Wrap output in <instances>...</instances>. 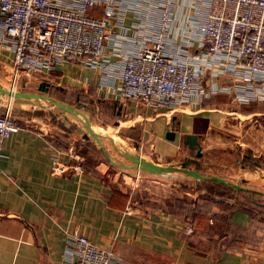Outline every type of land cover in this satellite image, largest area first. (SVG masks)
I'll use <instances>...</instances> for the list:
<instances>
[{"label": "crops", "instance_id": "crops-1", "mask_svg": "<svg viewBox=\"0 0 264 264\" xmlns=\"http://www.w3.org/2000/svg\"><path fill=\"white\" fill-rule=\"evenodd\" d=\"M102 10L95 5L88 12L101 18ZM133 22V12L128 11L124 23ZM10 56L6 50L0 52V78L8 85L9 75L3 74L10 71ZM43 82L48 83L47 92L39 90ZM61 90L112 104L118 115H128L126 122L139 130L140 146L154 163L164 166L188 158L184 151L193 150L187 135H195L199 144L206 136L242 123H264V103L236 106L224 94L171 112L145 109L114 96L104 98L98 71L77 64L57 66L44 78L23 77L16 87V91L48 96ZM3 96L0 115L8 101ZM52 106L45 99H11V113L20 128L5 140L0 156V264H67L63 229L78 230L131 264H264V224L251 223L245 209H234L227 227L220 228L210 219L169 211L163 205L138 204L135 178L127 177L131 182L124 184L123 174L111 172L103 162L88 166L82 158L83 172L51 175V161H68L75 134L82 139L85 134L78 122L74 134L73 120L67 116L71 113L53 111ZM94 131L103 139V132ZM168 131L173 132L171 139L166 137ZM105 137L112 144L113 136ZM187 220L193 224L191 234L184 232Z\"/></svg>", "mask_w": 264, "mask_h": 264}, {"label": "built area", "instance_id": "built-area-1", "mask_svg": "<svg viewBox=\"0 0 264 264\" xmlns=\"http://www.w3.org/2000/svg\"><path fill=\"white\" fill-rule=\"evenodd\" d=\"M95 5L102 6L101 18L88 14ZM128 11L131 25L124 23ZM4 50L11 54L12 91L23 77L44 78L57 66L77 64L98 71L104 98L145 109L171 112L215 94L236 106L264 103V0H0ZM8 98L0 156L20 128ZM68 156L51 161V175L83 172L82 157L73 149ZM183 226L193 232L190 220ZM63 232L67 264H131L78 230Z\"/></svg>", "mask_w": 264, "mask_h": 264}, {"label": "rangeland", "instance_id": "rangeland-1", "mask_svg": "<svg viewBox=\"0 0 264 264\" xmlns=\"http://www.w3.org/2000/svg\"><path fill=\"white\" fill-rule=\"evenodd\" d=\"M3 75H8V72L5 70ZM4 80H6L4 77L0 78L1 86L9 89L8 81L5 82ZM3 97L9 100L8 96ZM82 99L86 101L89 99L90 102L64 104L80 111L93 124L94 130L103 132L104 137L101 139L103 148L99 147L91 136L88 139H82L78 134H75V122L80 123L81 132L87 133V130L82 117L69 114L67 116L73 120L71 124L75 134L73 147L76 148L78 145V148L85 152L83 154L77 152L76 149V152L91 166L103 162L111 172H121L123 174L121 180L123 183L125 182L124 184L131 182L130 178L127 177L135 178V198L138 204L140 202L143 204L152 202L165 207L166 205L178 206L174 203L177 202L181 203L182 206L179 207L184 209L182 211L185 215L192 216V211H190L192 202L198 203L201 209L213 207L215 205L213 203L214 198H218L217 196H220L223 191V195L220 197L225 199L227 203L239 207H251L257 215L264 217L262 205L264 204V196L262 195L245 194L236 192L237 190L232 191L229 188L214 187L207 181L203 182V180L183 173H174L171 177H162L134 168L126 169L113 166L107 159V155L117 164H133L124 156L126 152L138 155L147 161H153L145 147L140 146L139 130L133 127L132 123L126 122L129 118L128 115H118V110L112 104L92 100L85 94H83ZM32 102L37 103L38 101ZM39 102L44 104L46 101ZM45 104L49 103L46 102ZM51 110L58 112L61 109L53 105ZM246 123L200 140V157H196L193 151L187 152L185 150L184 154L188 157L185 159L191 162L186 168L196 169L202 175L219 176L236 184H241V180L246 179L247 183L243 186L264 193V123L259 124L254 121ZM102 129H106V131H102ZM107 135L113 136L112 144L109 139H106L105 136ZM246 156H250L252 161H249ZM185 159H180V162L175 165L180 166V163ZM210 220L217 223L219 227H223L226 223L225 218Z\"/></svg>", "mask_w": 264, "mask_h": 264}, {"label": "water", "instance_id": "water-1", "mask_svg": "<svg viewBox=\"0 0 264 264\" xmlns=\"http://www.w3.org/2000/svg\"><path fill=\"white\" fill-rule=\"evenodd\" d=\"M39 90H41L43 92H47L48 83H45V82L41 83ZM0 94L11 97V98L45 99V100L49 101L52 105L60 108L61 110H64V111L69 112L71 114H74L78 117H82L83 122L86 126V129H87V133L83 134V138L88 139L91 136L96 141L98 146L103 148V146L101 144L100 135L92 129L90 121L80 111H77V110L73 109L72 107L65 105L64 103H62L58 100H55L46 94L28 93V92H22V91H12V90L3 88L1 86V84H0ZM166 137L171 139L173 137V132L168 131L166 133ZM186 142L189 145V147L194 151V154L196 155V157H200L201 156V151H200L201 147L196 140V136L195 135H187L186 136ZM124 156L126 158H128L133 164L132 165H125L123 163L117 164V163L113 162V160L111 159V157L109 155H107V159L109 160V162L113 166H115L117 168H126V169L134 168L136 170L145 171L147 173L159 175L162 177H171L174 173H183L185 175H188V176H191L193 178L200 179L203 181L219 182V183L227 185V186H229L235 190L255 191L253 189H250V188L243 186L242 184L232 183L225 178L215 176V175H212V176L202 175L196 169L186 168V166H188L191 163L188 159H185L184 161H182L180 163V166H178V165L163 166V165H159V164L154 163V162L147 161L138 155H132L128 152H126L124 154Z\"/></svg>", "mask_w": 264, "mask_h": 264}, {"label": "trees", "instance_id": "trees-1", "mask_svg": "<svg viewBox=\"0 0 264 264\" xmlns=\"http://www.w3.org/2000/svg\"><path fill=\"white\" fill-rule=\"evenodd\" d=\"M88 14L90 15L89 12H88ZM50 97L54 98L55 100L61 101L63 103H67V104H69V102H82V103L87 102V101L90 102L89 99H87V101L82 99V97H83L82 94H79L78 92H72V91L67 92L66 90H61L59 93L56 92L55 94H53ZM76 149H77V152L85 154V152L83 150H80L78 148V145H77L76 148L74 147L75 152H76ZM246 158L249 161H252V158L250 156H246ZM254 163L257 164V162H254ZM85 164L88 165V166H91L88 161H85ZM203 182H205V181H203ZM207 182L210 185H213L214 187L217 186V187L224 188V189L229 188L232 191H235V189H232L231 187H229L227 185H224L222 183H219V182H215V181H207ZM236 192H242V193H245V194H253V195L259 194V195L264 196V193L256 192V191H241V190H237ZM220 194H221L220 196H222L223 195V191ZM220 196H217L218 198H216V199L214 198V200H213V203L215 204L214 205L215 207L214 206L213 207H210V206L206 207V209L204 211H202L203 208L201 209L198 203H195L193 205L190 204L191 207H192V208H190V211H192L191 215L194 218L200 219V220H209V219L218 220V219L225 218V220H226L225 221L226 222L225 225L227 227V224H228V221L230 219V215H231L232 211L234 209H237V208L238 209L242 208V209H245L247 212H249V215L251 217V223H253L255 225H259L261 223L264 224V217H261L260 215H257V213H255L254 210L251 207H248V206L239 207V206L231 205V204L227 203V201H225V199H223ZM174 203L176 205H178V206L166 205L165 208H167L169 211H173V212L177 211L179 213H183L182 210H184V209L179 207V206H182L181 203H177V202H174ZM262 205L264 207V204H262ZM178 210H181V211H178Z\"/></svg>", "mask_w": 264, "mask_h": 264}]
</instances>
